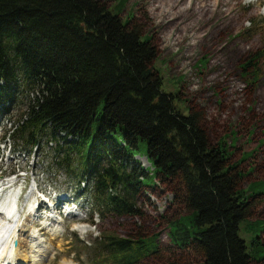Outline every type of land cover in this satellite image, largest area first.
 <instances>
[{"label":"trees","instance_id":"obj_1","mask_svg":"<svg viewBox=\"0 0 264 264\" xmlns=\"http://www.w3.org/2000/svg\"><path fill=\"white\" fill-rule=\"evenodd\" d=\"M116 3L0 0V113L26 97L9 135L29 149L44 137L55 141L52 161L75 176L76 191L90 192L91 217H141L137 197L158 178L175 186L188 210L169 223L175 247L199 254V264H257L264 219L249 223V240L240 223L251 217L264 180L241 186L234 143H212L204 112L177 106L153 64V35L121 14L123 0ZM215 13L206 8L201 17ZM262 54L251 52L240 65L249 79ZM100 233L91 245L77 237L91 264H136L160 252L156 234Z\"/></svg>","mask_w":264,"mask_h":264},{"label":"rangeland","instance_id":"obj_2","mask_svg":"<svg viewBox=\"0 0 264 264\" xmlns=\"http://www.w3.org/2000/svg\"><path fill=\"white\" fill-rule=\"evenodd\" d=\"M103 1L117 4V0ZM218 6L221 10L216 9ZM206 8H214L216 13L201 17ZM121 14L135 16L153 35L158 51L153 64L163 79V88L177 95V106L188 112L187 107L192 105L204 112L203 124L212 143L222 137L227 144L234 143L232 158L239 161L238 168L243 171L241 186L264 180V54L258 61L256 78L252 75L249 79L240 68L251 52L264 51V0H123ZM25 105L26 97H19L9 111L0 113V181L7 184L4 194L11 190L0 202L9 206L17 195L12 190L24 191L19 199L20 219L15 224L26 230L23 237L42 232L49 225L59 229L56 236L41 234L44 244L51 247L41 264H91L87 259L89 250L77 237L85 242L92 240V228L126 236L156 234L160 252L136 264L200 263L199 254L175 247L168 236L170 221L188 211L181 193L175 196V186L155 178L153 184L142 187L137 197L143 209L141 217L110 213L98 215L97 223V215L91 217L90 192L76 191L75 176L52 161L55 141L48 142L44 137L42 147L29 149L9 135L8 129ZM136 157L145 166L150 165L145 155ZM258 218L264 219V193L254 200L251 217L241 221V236L249 240L253 234L249 223ZM85 225L86 231L78 229ZM81 232L87 233L86 239L81 238ZM18 234L14 244H22L24 249ZM259 238L264 245V230ZM253 247L254 243L248 241L247 250L255 254ZM256 263L264 264V258ZM25 264L35 263L30 257Z\"/></svg>","mask_w":264,"mask_h":264},{"label":"bare ground","instance_id":"obj_3","mask_svg":"<svg viewBox=\"0 0 264 264\" xmlns=\"http://www.w3.org/2000/svg\"><path fill=\"white\" fill-rule=\"evenodd\" d=\"M15 205H16V211H15L14 218L9 217L7 214H5V212H0V220L5 221L7 225L11 226L9 229L10 233L13 231L15 232V234L19 233L18 234V235H20V236H18L19 241H24V244H25L24 246L26 248L23 249V247L21 246L22 244L18 243V245L15 246L16 253H15L14 258L10 259L7 255H5L1 259L2 261H4V263H2L0 261V264H5L6 261H10L9 264H25L30 257H32V261L35 264H41L49 256V253H50L49 248H51L50 245L44 244V239L41 238V234H46L48 232L49 234L56 236V235H59V229L55 228V224L49 225L46 227H44L45 225H42V226H39L40 228L44 227L42 232L39 231L38 233H36V231H35V233H28L26 236L23 237L21 234L24 233L26 230L23 227L21 229H19L18 226L15 227V224L20 219L19 215H18V218H16V216L18 214L17 211H19V209H17V207H18L17 203H15ZM56 205H58V203ZM9 206H11V205H9ZM38 207L39 206H37L36 209H39ZM36 209H35V211H37ZM40 217H41V214H40L39 218ZM39 218L36 221L37 222L36 224H38V225L40 222ZM53 226H54V228H52ZM87 226L86 225L80 226L78 229L80 231H86L88 228ZM28 250L31 251V253L33 255H27L26 251H28ZM69 264H71V263H69Z\"/></svg>","mask_w":264,"mask_h":264},{"label":"clouds","instance_id":"obj_4","mask_svg":"<svg viewBox=\"0 0 264 264\" xmlns=\"http://www.w3.org/2000/svg\"><path fill=\"white\" fill-rule=\"evenodd\" d=\"M247 3L248 0H245ZM0 211H4L7 213L9 217L14 218L15 216V211H16V205L15 202L11 204V206H6L5 203L0 202ZM97 223L100 222V218L97 215L95 217ZM10 225H7L5 221L0 220V259H2L5 255H7L10 259L14 258L15 253H16V248L14 244L15 240V232H9ZM73 230L78 231L75 227ZM91 234L93 238L99 237L101 235L100 231H98L96 228L91 229ZM82 239H86L87 233L86 232H81L80 233ZM86 242L91 245V240H86Z\"/></svg>","mask_w":264,"mask_h":264}]
</instances>
